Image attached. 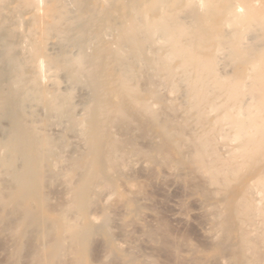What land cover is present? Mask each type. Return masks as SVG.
<instances>
[{"label":"bare ground","instance_id":"1","mask_svg":"<svg viewBox=\"0 0 264 264\" xmlns=\"http://www.w3.org/2000/svg\"><path fill=\"white\" fill-rule=\"evenodd\" d=\"M154 160L201 171L195 191L236 185L222 256L264 264L261 0H0V264H89L91 235L141 184L127 174Z\"/></svg>","mask_w":264,"mask_h":264},{"label":"rangeland","instance_id":"2","mask_svg":"<svg viewBox=\"0 0 264 264\" xmlns=\"http://www.w3.org/2000/svg\"><path fill=\"white\" fill-rule=\"evenodd\" d=\"M261 5H262V7H264L263 6L264 0H261ZM224 59H225L224 60L225 62L223 63V66L226 65V62H227L226 58H224ZM221 62H223V57L221 59ZM226 69H228L227 65H226ZM229 70H231V66H230ZM2 122H3L2 124H5L3 126L9 125V123L5 120H3ZM143 132H144L143 130L136 132L137 137H138V135H141V134L143 135V136H139V138H137L138 143L140 144V143H145V142L149 143L150 142L149 144L151 146L153 134L149 135L146 132H144L145 134H147L149 136L148 137L147 135L143 134ZM136 134H135V136H136ZM144 136H146V137H144ZM147 137L151 141L150 140L148 141ZM141 138H142V140H140ZM141 141H143V142H141ZM143 145L144 144H142L141 146H143ZM147 146H148V144L145 147H147ZM150 146H148L147 148H149ZM168 155H169L168 157L170 159L176 160L174 153L170 152V154H168ZM140 156H137V158L138 159L141 158ZM170 156H173V157L171 158ZM153 163H155V165ZM162 163L163 164H161L160 161L155 162V160H154V162L153 161L149 162V164H147V166H144L143 168L146 167L144 170L140 169L141 165L139 166L140 168H137L139 164L135 163V165H134L135 168H132L130 173L133 172L134 170L136 173L133 172V174H127L126 172H129V171H127V170L125 171V173L127 174V177H133V178L136 177L135 179L138 182L140 181L139 184L141 183L142 185L141 184H140V186L137 185V188L135 186V189L133 190L135 192L134 193L132 192L133 193L132 195H131V193H129L128 197L130 199V209L128 208V206L126 204H124V203L121 204V203L116 202L117 208L115 205H114L115 207L111 206V208H112L111 211L114 210L113 208H115V210L112 212L113 214H111V216H112L111 221L108 222L109 224L106 225V227L104 228L105 230L98 229V230L94 231L98 235L95 233H93V236L91 235L90 239L93 237L94 240L91 239L90 240L91 242H89V246H90V244L92 246L90 248L88 247L87 256H88L89 264H101V263L105 264V262H107V261H108L107 264H125L124 263L125 261H126V264H141V263H145V264H190L191 263V264H193L192 261H194L195 264H212V263L213 264H223V263L227 264L229 262V261H224L222 254L226 253V251H227V253L229 252L228 255H226L227 259L230 258L231 257V254H230L231 251L230 250L233 249L232 247L235 246L236 242H237V237H236L235 231H234L232 225H230L233 218L231 217L230 211H229L230 205L232 204L231 203V199L233 197L232 191L236 188V185H235V188H232L230 190H226L227 195L224 193V191H221V194L219 192L220 195L218 194V196L216 194H214V192L211 193L213 190L216 192L219 188L215 185H214L215 187L212 186L213 184H211L212 187H210L209 182H208L209 185L206 184L207 181L202 182L203 186L205 187V190L208 189V190H206L207 192L204 190V188H202L203 186H201L200 190L197 189L198 191L197 190L195 191L196 188L195 189L193 188L195 186H193L194 184L192 185V181L196 180V181H200V183H201V180H204L205 177L207 179L206 175L204 176V174H203L204 177L203 176L199 177L198 175L201 173V171H199L200 173H198V171L195 172L196 170L195 171L193 170L194 172L189 171L190 173H188V171L185 172L186 170H192L190 167H189L190 169L188 168L189 164L185 165V168H180V166H178L179 168L176 167V168H173L172 171H170L169 166L165 165L166 162L165 163L162 162ZM150 166H151V168H150ZM153 166L155 169L152 168ZM148 167H149V169H148ZM166 168H168V169H166ZM163 169H166L167 172H166V170L164 172H162ZM168 171H170V173H168ZM182 171H183V174L181 173ZM153 173L156 176H153L154 175ZM185 173H188L190 178H189V176L183 177L184 175H188ZM191 173L192 174L196 173L198 175L193 174L194 175V177H193L192 175H190ZM162 174H164V175H162ZM181 174L183 175L182 178H181ZM151 175L155 178H147V177H150ZM161 175H162L163 179L160 178ZM167 175H169V177H167ZM200 175H202V173ZM250 175H251V172L246 171L242 175L241 179L244 180V179L248 178ZM191 176L194 178V180ZM124 178H126V176H124V177L121 176L119 179H124ZM149 179H151V180H149ZM152 179H154L155 181ZM186 179H188V180H186ZM196 181L193 182V183H195V185L199 183V182L197 183ZM121 182L122 181L119 180L118 184L121 188H124V186L122 187ZM153 182H155V183H153ZM186 182H188V184H186ZM189 183H190V185H189ZM186 185H187V187H186ZM189 186L191 187L190 188L191 190L188 189ZM202 189L204 190V194H202V192H203ZM205 192L207 194L209 193L210 195H206ZM138 193H140V194H138ZM223 193L225 194V196L227 198L223 197V195H224ZM211 194H214V196ZM186 195H188V196H186ZM139 196H141V197H139ZM146 196H147V198H145ZM205 196H208V197H205ZM222 197L224 198V202L222 201L223 200ZM134 199L136 200V202L134 201ZM203 200H205V201H203ZM199 201H200V203H199ZM214 202H216L217 204L219 203L217 206H219L220 204L221 205L223 204V207L222 206H220V207L214 206V208H216V207H217V209L220 208L219 214L223 215V216H221V218L219 220H218L219 217L217 218V216H219V214L217 216L215 215L218 213V212L215 213L217 211V209L212 208L213 207L212 205ZM96 204H94L96 207H97V205H99L98 207H101L100 206L101 203L97 204V205ZM95 206L93 209L97 210L98 207L96 209ZM118 206H120V207H118ZM210 206H212L211 209H213L214 212H212V210H210ZM123 207H124V209H120L121 211H119V208H123ZM125 207H126V209H125ZM122 210H125V211L122 212ZM206 211H207V214H206ZM208 211H210V213ZM183 212H185V213H183ZM222 212L223 213L226 212V213H224L225 215L222 214ZM114 213H115V215H114ZM120 213H121V215H117ZM212 213H214V214H212ZM186 214H187V216H185ZM211 214L216 216V217H214V220L212 219L213 216ZM205 215H206V218L204 217ZM120 216L122 218H120V220H119L118 217H120ZM215 218H217V220ZM206 219H208L209 221ZM112 220H115V221H112ZM216 221H218V223H216ZM222 221H224L225 223ZM128 222L129 223L131 222V223L129 224ZM120 223H122L123 227L126 229L125 231H124V228L121 226ZM219 223L221 225L227 224L228 231H226L227 230L226 228H225L226 230L223 229L224 232H222V230L219 229L221 231V232L219 231L221 233V235H220V233H218L217 235L219 237L217 236V238L215 237L216 238L215 239L213 235L214 234L216 235L215 232H218V230L215 229L214 227L212 229L211 227L214 226L215 224H219ZM211 224H213V225H211ZM207 227H209L211 229H208ZM128 230L131 232H129ZM205 230H208L207 232H210L209 230H212L211 232L213 235L210 234L211 232L209 233L210 235L206 234L207 232ZM121 232H124V234L123 233L121 234ZM147 232H148V234H147ZM227 232H228V236L231 239H227V238H229L228 236L226 238L225 235H227ZM128 233L130 234V236H128L129 235ZM123 235H125V237ZM147 235H149V237H147ZM152 235L156 236L155 240H153ZM164 235H165V237H164ZM181 235L182 236L184 235L183 238L185 237L188 241L187 240L185 241L184 240L185 238L182 239ZM108 236L114 240V242L119 246V248L116 249L114 251V253L111 254L112 256L110 259L108 258L109 260L107 259L106 261H104L103 260V258H104L103 253L105 254V252L108 251L107 249H109ZM116 236H118V238H116ZM121 236L124 238V241H122ZM126 236H127V238L131 237L130 239L133 241V243H135V244L137 243L136 246H134L135 244L131 243V244H133L132 248L130 246L128 247V245H127V247H128L127 248L125 246L127 244L125 241L128 240L129 238L127 239ZM139 236H140V238H139ZM175 236L178 239L175 238ZM221 236H222V238H221ZM125 238H126V240H125ZM136 238H138V239H136ZM219 238H220V241L218 240ZM120 239H121V242H124L123 243V244H125L124 246H122L123 245L122 243H119ZM130 239L128 240L129 242L131 241ZM213 239H215V240H213ZM134 240L136 242H134ZM226 240H227V242H228V240H230L229 243L231 242L230 243V245L232 246L231 248L225 247L226 245L229 246L228 243H225ZM167 241H169V242H167ZM134 247H136L137 249ZM205 247L208 249H206ZM126 248L128 250H125ZM195 248H196V250H195ZM228 248H230V249H228ZM131 249H133L134 251L136 250V252L138 253V256L136 255L137 253H135L134 251L131 252ZM101 252H103V253H101ZM89 253H90V255H89ZM132 253H135V254H132ZM140 253H141V255L139 256ZM142 253H144V255ZM145 253H146V255L149 254L147 259L149 258L150 260H152V259L154 260V258H156V261L155 262L150 261L151 263H147L146 261L149 262V259L147 260L146 257L144 258V256H146ZM113 254L114 255L116 254V255L114 256ZM150 256H152V259ZM153 256H154V258H153ZM91 257L94 258L95 261L93 259H91ZM97 257L100 258L99 261H98ZM101 257H102V260H101ZM214 257H216V258L219 257V259L221 257V259L222 258L223 259L218 260ZM224 257H225V255H224ZM143 258L146 261L143 262ZM199 258H200V260H199ZM100 261H101V263H100ZM221 262H223V263H221ZM228 264H231V261Z\"/></svg>","mask_w":264,"mask_h":264}]
</instances>
